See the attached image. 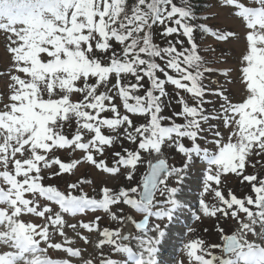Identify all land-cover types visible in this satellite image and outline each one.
Instances as JSON below:
<instances>
[{
  "label": "snow or ice",
  "instance_id": "6c2138e0",
  "mask_svg": "<svg viewBox=\"0 0 264 264\" xmlns=\"http://www.w3.org/2000/svg\"><path fill=\"white\" fill-rule=\"evenodd\" d=\"M170 247L264 264V0H0V264Z\"/></svg>",
  "mask_w": 264,
  "mask_h": 264
},
{
  "label": "rangeland",
  "instance_id": "374dc122",
  "mask_svg": "<svg viewBox=\"0 0 264 264\" xmlns=\"http://www.w3.org/2000/svg\"><path fill=\"white\" fill-rule=\"evenodd\" d=\"M221 23H227V24H231L232 22L231 21H228L226 19H221L220 21ZM208 43H211V38H208ZM225 55H228V56H231L232 53L231 52H225L224 53ZM63 155V154H62ZM249 171L251 172L252 169H249ZM84 172V169L81 168V170L79 172H77V175H80ZM74 178V177H73ZM62 186V185H61ZM228 187H232L234 188V190L239 194L240 192H243L244 191V188L242 186H240L236 180L234 178H231L230 179V182L228 183ZM85 190H88V188H86ZM99 214V213H98ZM25 219H27V217H25ZM102 225L103 224H106L107 221H102L101 222ZM214 224L215 222L213 220H205L203 225H200V228L203 229V228H207L208 229V232L207 233H204L202 230L200 231L199 235L202 236L204 239H206L209 243H212V242H218V236L216 234V231H215V227H214ZM192 226H196V222L193 221L192 222ZM227 227V226H226ZM69 235H72L71 233H69ZM179 235V233H177V236ZM189 237L185 236V237H182V239L184 240H187ZM57 239H59V237H57ZM249 239H252L251 236H249ZM93 240H95V234H93ZM173 243H175V241H173ZM82 246V245H81ZM89 254H92V247L89 246ZM105 251H107V249H105ZM176 251H180L179 249H176V250H173L171 252V254H176ZM178 256H181L180 259H184L185 262L187 261V258L186 256L183 254V252L181 251L180 253H178ZM175 258V257H174ZM176 260V259H175ZM179 260V259H178Z\"/></svg>",
  "mask_w": 264,
  "mask_h": 264
}]
</instances>
